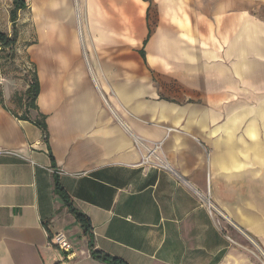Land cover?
Listing matches in <instances>:
<instances>
[{"label": "crops", "instance_id": "0c3cea01", "mask_svg": "<svg viewBox=\"0 0 264 264\" xmlns=\"http://www.w3.org/2000/svg\"><path fill=\"white\" fill-rule=\"evenodd\" d=\"M24 4L17 21L27 16L33 25L24 50L37 67L36 106L47 132L19 120L0 98V264H104L91 256L55 181L91 222L94 250L127 264H245L206 200L242 225L229 209L230 182L244 189L246 164L264 165V109L246 126L228 109L242 91L244 99H264V0ZM149 6L171 23L198 14L214 56L198 78L190 80V66H174L180 54L171 43L183 32L158 30L152 40ZM155 43H165L157 56ZM158 60L198 84L207 107L157 101ZM240 130L247 140L236 137ZM59 232L70 254L47 245Z\"/></svg>", "mask_w": 264, "mask_h": 264}, {"label": "rangeland", "instance_id": "374dc122", "mask_svg": "<svg viewBox=\"0 0 264 264\" xmlns=\"http://www.w3.org/2000/svg\"><path fill=\"white\" fill-rule=\"evenodd\" d=\"M158 7L149 6L148 11V30L151 32L152 40L158 30L167 34L183 32L186 35L183 41L171 43L173 50L179 51L180 54L179 57L173 58V61L176 62L174 66L178 67L180 64L188 65L190 67L186 69V72L190 75V80L198 78L200 70L205 67V63H210L208 64L209 67L214 63L212 40L203 37L202 25L199 23L200 17L197 13H192V16L184 19L183 24L171 23L168 19H164L163 10L160 11ZM12 8V0H0V34L7 36L8 39L14 37L13 25L9 15ZM194 10L196 11L197 7L188 9L190 12ZM24 19V24H21L19 20L15 23L16 44L13 47H5L0 44V98L6 109L17 118L21 119L24 115H27L32 120L40 121L41 116L36 113V110L29 107L30 98L28 97L27 89L33 85L35 74L38 82V75L37 67L29 61L24 50L25 45L35 38L32 22L29 18L27 20V16ZM20 32H22L21 36L19 35ZM22 37L26 39L25 42H19L20 44H18V39ZM159 45L155 43L152 46L154 56H157L155 55L156 53H160L165 49V43L161 44L163 47H159ZM158 62L154 63L153 77L157 101L172 102L179 106L194 108V110L201 109L199 108L201 105L207 107V104L201 102L203 98L201 97V90L198 84L193 86L190 82L189 84L184 83L182 79L172 75V72L168 70L164 62L159 60ZM211 72L213 73V71ZM247 95L248 93L242 91L240 96L242 100L228 104V109L234 112L231 115L236 114L239 120L243 119L239 121L241 126H246L252 118L255 119L254 112L256 110L259 112L264 109V99H244ZM258 95L260 96L261 94L259 93ZM208 107L211 110H218L216 102L210 103ZM258 118L260 119V117ZM228 119L222 118L219 123L227 122ZM216 125L218 124L213 122L211 126ZM235 135L238 139L243 137L244 141L247 140L246 134L241 130ZM233 137L234 135L232 134ZM231 141L234 142V138ZM232 153L235 152L232 151ZM245 169V188L242 189L240 181H235L234 185V182L231 181L230 200H227L230 202L231 216H236L239 221H243V224L238 225L228 216H223L217 206H214L216 208H213L212 211L214 213V209H217V217L222 228H224V232L228 233L232 245L245 257L247 261L245 264H264V234L260 235L255 231L260 227V230L264 231V165L259 169L257 165L246 164ZM228 219H231V222Z\"/></svg>", "mask_w": 264, "mask_h": 264}, {"label": "trees", "instance_id": "16d2710c", "mask_svg": "<svg viewBox=\"0 0 264 264\" xmlns=\"http://www.w3.org/2000/svg\"><path fill=\"white\" fill-rule=\"evenodd\" d=\"M12 4H13V8L11 9L9 15H10L11 23L13 25L14 37L11 39H8L7 36L0 34V44L4 45L5 47H13V45L16 44L17 35H15V33H16L15 23L17 21V14L19 11H21L22 9L25 8L24 0H12ZM141 56L144 59V51H141ZM33 82H34L33 85L27 89V94H28V97L30 98L29 107L36 110V113H38V108L36 106V100H37V98H38L37 96L39 94V84L37 82L36 74H35V78H34ZM1 101H2V99H1ZM38 114H39V116H41L40 121L32 120L27 115H24L23 118H21V119L18 118V119L22 120V121L27 120V121L31 122L33 125H35L37 128L42 129L44 131V133H46L47 128L45 127L44 116L41 113H38ZM55 191L62 198L64 205L67 206V208H68L69 212L72 214L74 220H76L80 224L83 235L89 238L88 246H89V249L91 252V256L94 259L101 261L104 264H127L126 262H124V261H122L116 257L110 256L109 254H105L103 252H100L98 250L93 249V237H92L91 222L88 220V218L83 213H81L75 207H73L71 205L70 200H69L66 192L63 191V189L61 188L58 181H55Z\"/></svg>", "mask_w": 264, "mask_h": 264}, {"label": "built area", "instance_id": "2783aa9c", "mask_svg": "<svg viewBox=\"0 0 264 264\" xmlns=\"http://www.w3.org/2000/svg\"><path fill=\"white\" fill-rule=\"evenodd\" d=\"M151 154H153V152L151 151V153H149V156H151ZM209 211L213 210V207L211 205V203L206 200ZM48 241H47V245L57 251H62L64 253L70 254V251L72 249L71 244L69 243L67 237H65V235L62 232L59 233H54L52 235H49L48 237Z\"/></svg>", "mask_w": 264, "mask_h": 264}, {"label": "bare ground", "instance_id": "6f19581e", "mask_svg": "<svg viewBox=\"0 0 264 264\" xmlns=\"http://www.w3.org/2000/svg\"><path fill=\"white\" fill-rule=\"evenodd\" d=\"M254 242V241H253Z\"/></svg>", "mask_w": 264, "mask_h": 264}]
</instances>
